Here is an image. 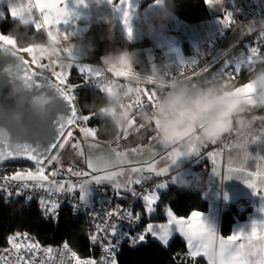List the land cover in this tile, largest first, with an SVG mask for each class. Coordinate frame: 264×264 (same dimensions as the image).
<instances>
[{"label": "snow or ice", "instance_id": "snow-or-ice-1", "mask_svg": "<svg viewBox=\"0 0 264 264\" xmlns=\"http://www.w3.org/2000/svg\"><path fill=\"white\" fill-rule=\"evenodd\" d=\"M158 4L160 0H155ZM220 0H216L219 3ZM79 3H84V0H79ZM112 4L113 0H109ZM205 3L212 6L213 0H205ZM115 6L122 9V23L125 26V31L129 37H131L132 29L129 24L130 18V4L129 0H119ZM38 9L40 19H32L31 25H34V29L37 34L43 29L47 36L57 40L58 37H62L63 41H68L66 33L62 32L59 25L66 21L68 17L69 9L66 4V0H50L48 3H41V0H35V3H28L27 8L18 9L16 6L9 5L8 14L15 19H22L24 15L31 12L32 8ZM4 17L3 16L0 18ZM221 24L225 27L232 26L235 22L232 19V15L227 13L220 19ZM264 37V32L260 34ZM16 41L7 34H0V48H7V46L15 45ZM71 45L63 46L61 54L56 59L49 60L42 49H36L33 47L18 49V52L13 53L21 60L20 79H22L27 88L35 86L41 91H46L40 83H37L36 77H44L45 84L48 88L54 89L55 93L62 97L69 106V113L67 116L60 119L57 124V135L55 141L48 146L44 151H38L26 143H5L6 132L0 130V162L5 160H20L26 159L34 163L35 171H17L10 179L12 181H19L21 184L13 192L11 187L6 185H0V193H5L6 201L13 196L19 197L28 191L32 194L27 195L26 203H30L33 199H36V193L42 192L39 196L38 206L41 209L42 216H51L55 221L57 219V209L60 206L59 195L63 194L65 200L74 201L71 203L74 209L85 207L86 194L89 191L90 186L100 188H111L114 198L123 200L127 198V195L133 197L132 203L128 207L122 205H116L115 208L106 211L102 216L95 213L94 207L88 205L92 210L89 211L90 222L94 224L96 232L90 236V241L95 244H99L102 247V256L99 261L95 259H80L77 257L76 252H71V257L75 259V264H118L115 258V248L119 241L114 239L117 237L118 228L120 234H122L128 241L130 246H134L138 243L144 242L150 236L155 240H158L163 246H167V243L173 233H178L182 236L186 242L187 247L190 250L192 257L205 256L208 258V264H264V220L257 221L253 219L251 221L250 231L241 227L233 231L227 237L219 234V232L211 224L206 223L202 219V214L198 211L191 212L190 216L185 218H178L174 215L172 209L168 207L166 209V223L155 224L149 222L139 232L134 231V227H139L141 223L142 215L150 217L156 210L159 201L170 182L179 181L180 183H191L194 179V175L190 174L188 180L183 179L177 175H170V177L163 182H157L151 189H147V194H141L135 191V186H142L149 180L155 177L166 176L174 172V167L177 161L182 157H194L196 159L201 158V148H193L189 146L187 152L184 150V145L177 142L175 138H171L167 146L171 147V150L167 152V157H161V159H167L168 163L164 167H157V162L154 158H150L144 162L143 167H132L125 169L121 167L126 161L123 159V154L112 150L107 154L95 156L86 160V169L81 171H74L72 167H69L67 171L72 176L79 177L78 181H58L55 179L59 175L58 170L45 174L46 168L54 165L59 160L58 150H63L69 140L74 138L73 131L70 130L75 127H79L81 122H88L95 118V113L80 115L76 106L75 89L78 85L69 84L68 80L71 75V71H78L83 74V81L90 82L94 85L95 90L104 94L106 91H113L112 85L116 81L109 79L106 73H111L114 77L131 78L137 84L135 88V99L130 102V105L134 108L144 107L148 108L151 105L155 107L158 102L159 93L156 90H146L139 87L142 81V75L133 72L131 63L121 61L118 66H105L103 68L94 67L87 64L76 65L75 69L73 64L75 63L74 57L70 51ZM260 49L258 47H250L246 57L241 58L235 62L234 67L225 71L222 75H216L212 78L224 80L227 85L230 79H236L241 74V69L247 71V74L253 73L257 70V64L259 67H264V57H260L257 60V54ZM21 53H26L31 57L29 62L25 56ZM64 54V55H62ZM48 60L47 63L42 61ZM35 66L40 71L33 70L32 66ZM58 69V70H57ZM202 71H206L202 70ZM46 72H50L51 76L45 75ZM200 73L193 72L192 77H187L190 80H194ZM54 81L53 82V79ZM147 82L153 83V73L147 77ZM233 93L242 95L251 108H264V98H257L256 89L249 82L245 81L240 86L232 88ZM141 95L147 97V103H144L141 99ZM129 128L136 127L135 118L129 120ZM149 126L143 124L139 125V129H143ZM67 131V135L64 133ZM79 131L85 136L95 137L96 129L90 127H79ZM124 138H127L129 131H123ZM231 136V135H229ZM7 137L8 134H7ZM154 139H157L154 137ZM258 138L251 137L249 145L257 143ZM160 144H162L159 141ZM215 145L217 142H211ZM77 144L73 147H78ZM228 148H233V144L227 145ZM137 151V149H133ZM114 153V155H113ZM218 152L209 151L207 157H211L215 162ZM241 158L247 162L249 159V146L247 155L241 156ZM118 169V170H117ZM62 171V169L60 170ZM130 173V174H129ZM148 173L149 175H143ZM132 174L138 175L135 179ZM213 176H221V172L217 168L212 170ZM236 174V178L239 179L243 176V182L252 190V192L260 198V202H264V170L260 172H248L246 167H228L225 169L222 176L223 179H229ZM120 177L125 179L120 180ZM31 181L32 183H28ZM79 193L78 198L76 193ZM107 196V193H104ZM55 197V198H53ZM143 202L142 211L135 212L133 207L135 203ZM109 202L104 200L103 203ZM260 213H264V204L259 208ZM115 217V220L113 218ZM124 225H127L125 230ZM27 238V234L16 233L13 236L8 237V241L11 244L12 249H15L17 253L23 248L26 252H32L33 249H39V244H21L16 243L17 239ZM105 241H107L105 243ZM63 248L69 250V245L64 243ZM9 251V250H5ZM47 252H51L52 249H45ZM70 251V250H69ZM219 253L217 260L212 261L211 257L214 253ZM22 264H32V261H25L24 257H20Z\"/></svg>", "mask_w": 264, "mask_h": 264}, {"label": "crops", "instance_id": "crops-1", "mask_svg": "<svg viewBox=\"0 0 264 264\" xmlns=\"http://www.w3.org/2000/svg\"><path fill=\"white\" fill-rule=\"evenodd\" d=\"M30 2L34 4L35 0H0V8L5 5L9 10L10 4L16 6L18 9L27 8ZM48 2L50 0H41V3ZM116 3H119V0H113L112 4L109 3V0H84V3H79V0H66L70 14L66 18V21L59 25V28L68 36V41L62 40V44L63 46L71 45L70 51L75 60L73 67L87 64L103 68L105 66L100 59L103 54L108 51L115 52L118 49L126 48L129 51H135L136 54V59L131 63L133 72L142 75L141 83L144 85V89L152 90L150 88L152 84L147 82V77L152 74L154 69L158 68L162 72V68L155 56V50L157 48L165 49L167 63L173 71L184 72L191 64L193 65L198 62L200 66L195 72L200 73V75L192 80L194 82L200 79L222 75L225 71L234 67L235 62L246 57L250 47H258V44L264 41V37L260 35L264 32L263 0H231V2L224 0L223 5L219 9L214 10L208 5L212 15L197 23H188L171 11L169 19L162 24L157 23L154 18L158 8L155 0L148 3H142V0H129V24L132 29L131 37L125 31V26L122 23V9L117 8L115 6ZM235 3L238 4V8L245 14H243L242 20L230 31L222 43L217 45L215 42V34L221 32L224 28L220 19L227 13L232 14ZM245 8H248L249 11ZM28 14L31 15L32 19H40L39 11L35 7ZM149 24L153 26L149 27ZM48 38L54 41L52 37L48 36ZM77 43L82 46L91 45V50L84 48L77 54L75 47ZM39 46L44 47V45ZM260 57H264V50L259 51L257 60ZM257 67L259 68V63ZM205 69L206 71H202ZM241 72L236 79H230L228 81L227 85L231 90L233 87L240 86L249 80L247 71L242 68ZM192 74L193 72L185 74L182 78H190ZM120 78L134 81L131 78ZM222 81L224 82V80ZM126 108L132 113L131 118H135L137 111L142 108L151 109L144 107L134 108L133 106ZM250 111L251 114L256 116L264 115V108H251ZM131 118L128 119L127 123ZM135 120L136 127L124 130L129 131L127 138H124V134L121 132L120 136L118 133L115 138L110 140L118 143L117 148L119 152L137 149L134 153L141 154V162L135 163L136 165L134 166L130 164V168L132 166L143 167L144 162L150 158L156 160L157 167H164L168 161L167 159H161V157L166 158L167 152L171 150V147L160 144L158 139H154L155 133L152 131L151 126L142 123L138 118H135ZM140 124L149 127L137 130ZM81 127L95 129V127L88 125ZM75 131L78 133L79 129ZM257 138L256 144L249 145V159L247 162L233 148H228L227 146L224 150H210L219 153L214 162L211 157H207V152L209 151L203 152V147L201 148V157L207 161L206 163L208 165V187L203 193V196L208 200L209 205L206 210L195 211L201 213L202 219L215 227L219 234L224 237H227L241 227L250 231L251 221L253 219L257 221L264 220V213L259 212V208L264 202H260V198L243 182V176L237 179L236 174H233V177L222 180L224 171L228 167L244 166L248 172H260L264 170V129ZM178 139L179 136L177 137ZM193 160L198 159L194 157L180 158L177 164L173 166L174 172L166 175L165 179L160 182L168 179L170 175H177L188 180V164ZM214 167L221 172V176H213L212 170ZM132 175L135 179L139 174ZM170 184H177L179 186L194 185L193 180L191 183L175 181L170 182ZM242 197L251 199L253 205L249 209L247 208L248 211L245 217L238 218L234 222L229 234H222L220 231L222 210ZM190 214L179 216L174 213L178 218L185 219ZM149 222L155 224L166 223L167 218L162 221L151 220ZM176 234L178 233H173L170 239ZM188 253L190 254L189 249ZM219 255L218 252L213 254L211 260H217ZM203 257L208 261L207 257Z\"/></svg>", "mask_w": 264, "mask_h": 264}, {"label": "clouds", "instance_id": "clouds-1", "mask_svg": "<svg viewBox=\"0 0 264 264\" xmlns=\"http://www.w3.org/2000/svg\"><path fill=\"white\" fill-rule=\"evenodd\" d=\"M172 8V0H160L155 13L157 23H163L169 19ZM3 12L0 11V17ZM32 17L24 15L17 19V24L25 27L31 25ZM152 27V24L148 25ZM12 30H10L11 33ZM62 37L56 41L45 38L43 41L45 51L49 60L56 59L61 54L63 47ZM79 54L84 48L91 50V45H75ZM10 53L18 52L15 45L7 46ZM101 62L105 66H118L121 61L132 63L136 59L135 51L118 49L115 52L108 51L101 56ZM153 83L159 90L158 102L154 108L140 109L136 117L142 123L152 127L155 137L167 145L171 138L179 136L177 142L182 143L187 152L189 146L199 148L211 142H221L231 135L233 149L238 155H247L251 137L256 132L255 125L258 120H264V116L257 117L251 114L245 99L238 93H233L231 88L222 80H207L193 82L187 77L175 80H166L162 72L157 68L152 71ZM249 82L256 89L257 98H264V67L257 68L250 74ZM130 84L113 83V91L105 94L106 104L101 112L107 116L112 129L116 133L123 132L129 128L128 119L132 113L121 106V100L127 95ZM22 79L16 80L9 85L6 96L19 100L23 108L39 120H44L49 114V109L55 101V97L45 95L43 91L39 94H30ZM6 119L14 126L22 127L24 113L11 111L7 113ZM215 254V253H214Z\"/></svg>", "mask_w": 264, "mask_h": 264}, {"label": "trees", "instance_id": "trees-1", "mask_svg": "<svg viewBox=\"0 0 264 264\" xmlns=\"http://www.w3.org/2000/svg\"><path fill=\"white\" fill-rule=\"evenodd\" d=\"M150 1L152 0H142V3ZM0 11L4 13V17L0 18V34H7L14 38L20 46L44 45L45 38L49 39L43 29L37 34L34 25L25 27L17 24L13 28L16 21L8 14L7 7L3 5ZM171 11L188 23H197L212 15L205 0H172ZM10 30H12L11 33ZM73 68L75 69V67ZM82 75L78 71H71L68 80V83L78 85L74 93L77 97L76 106L78 111L83 115L95 113L96 117L88 121L87 124L95 127L98 138L105 140L115 138L118 133L112 129L107 116L100 113L102 107L106 104L105 94L109 92L106 91L102 94L95 90L94 85L81 84ZM128 106L130 105H122V107ZM61 155L60 161L57 162L59 166L62 163L73 169L77 167V163L73 161L72 156L71 159L67 158L64 156V151ZM28 167H34V163L23 159L8 160L0 163V175L12 176L17 170ZM47 169L52 170V166L47 167ZM208 205V200L203 196L201 190L194 187V185L179 186L170 184L166 192L163 193L156 210L150 217L142 215L141 220L145 225L151 220L162 221L166 218L165 213L168 207L176 215L186 216L195 210H206ZM142 209L143 205L141 211ZM248 209L238 211L235 203L226 206L220 217L221 233L224 235L229 234L234 222L238 218L245 217ZM20 231L31 232L45 243L68 242L81 254L95 252L90 241L92 231L89 227L88 216H74L69 207H62L58 221L53 222L42 216L37 201L26 203L20 197L6 201V199L0 197V250L8 244L9 236ZM116 260L118 264H208L203 256L192 257L188 253L187 243L179 234L174 235L167 246H163L158 240L150 236L146 241L134 246L123 244L117 253Z\"/></svg>", "mask_w": 264, "mask_h": 264}, {"label": "built area", "instance_id": "built-area-1", "mask_svg": "<svg viewBox=\"0 0 264 264\" xmlns=\"http://www.w3.org/2000/svg\"><path fill=\"white\" fill-rule=\"evenodd\" d=\"M247 11H249L248 8H245ZM243 14H245L242 10H240L238 8V4L235 3L232 9V19L234 20V24L230 27H225L223 28V30L221 32H218L215 34V42L217 45L221 44L222 41L226 38V36L228 35V33L242 20L243 18ZM258 48L263 51L264 50V41H261L258 44ZM155 56L156 59L158 61V63L160 64L161 68H162V72L163 75L165 76L166 80H175L177 78H182L185 74H190L192 72H194L196 69L199 68L200 64L198 62H196L195 64H191V66L187 67L185 69V71H181V72H176L171 70V68L169 67L168 63H167V59H166V51L164 49H157L155 50ZM58 70V69H57ZM108 75L109 79H112L114 81H116L119 84H130L132 87L128 88L127 91V95L125 97L122 98L121 100V106L122 105H130V102L132 100L135 99L136 96V92H135V88L137 87L136 82L131 81V80H127V79H123L120 77H114L112 76L111 73H106ZM215 80L213 78H205V79H200L194 82H201V81H207V80ZM81 84L87 85L90 84L92 85L90 82H84L83 81V75H82V79L80 81ZM69 84H73V83H69ZM75 85V84H73ZM139 87L144 89V85L142 83L139 84ZM150 88L153 90H156L159 93V90L157 89V87L152 84L150 86ZM111 93V92H109ZM141 99L144 103H147V97L144 95H141ZM131 106V105H130ZM148 108H152L151 105L148 106ZM79 112V111H78ZM100 113L103 115V113L100 111ZM80 115H83L82 113L79 112ZM264 116V115H261ZM260 117V116H257ZM87 122H81L80 126H87ZM256 127V132L253 136L255 137H259L262 130L264 129V120H258L257 124L255 125ZM75 129H77V127H75ZM234 138L232 136H226L223 141L221 142H217V144L212 145L210 143L206 144L203 147V152L206 151H210V150H217V149H221L224 150L226 148V146L230 143H232V140ZM207 161L203 159V157H201L198 160H193L192 162H190L188 164V168H189V178H190V174L194 175V179H193V183H194V187H196L197 189L201 190L202 193L205 192V190L208 187V165L206 163ZM53 170H58L59 171V175H57L55 177L56 180L61 179L62 177L65 176V172L64 170L60 171L61 168L58 165V163L56 162L54 165H52V170H48L46 168L45 174H48L50 172H52ZM141 175V174H139ZM143 175H149L148 173H143ZM6 177H11V176H7V175H0V185H6L8 187H11L13 189V192H15V190L18 188V186L21 184V182L19 181H12L10 179H5ZM137 177V176H136ZM166 176H162V177H155L153 175V179L149 180L148 182H146V184L142 185V186H135V191L141 194H147V189H151L153 187V185L157 182L162 181L163 179H165ZM76 181V180H75ZM73 181V182H75ZM28 183H32L31 181H29ZM107 193V196L104 195V193ZM32 194L31 191L26 192L23 195H20L19 197L22 198L25 202H26V198L27 195ZM42 192H37L36 193V199H33L32 201H38L39 196L42 195ZM5 193H0V197L5 199ZM79 193H76V197L78 198ZM19 197H15L13 196L11 199H16ZM55 198V197H53ZM8 199V200H11ZM59 200L60 202V206L57 209V219L54 221L51 216H45L46 218H48L49 220H52L53 222H57L60 216V212L62 207H69L72 214L74 216H78V215H86L89 218V211H92L88 205H92L94 207V211L97 214H100L101 216L108 210H111L113 208L116 207V205H122L124 207H128L133 200V197L131 195H127L126 199L123 200H118L116 198H114L113 192L111 188H105L103 186H101L100 188L95 187V185L91 186L89 188V191L86 195L85 198V207L83 208H79V209H74L73 205L71 203H74V201H67L65 200V196L63 194L59 195ZM104 200H108L109 202L103 203ZM143 205L142 200L140 202L135 203L134 207H133V211L135 212H139L141 211V206ZM236 207L238 208V211H243L246 210L247 208L251 207L253 205V202L251 199L249 198H239L236 202H235ZM113 220H115V217L113 218ZM89 227L92 231V234H94L96 232L95 226L93 223L90 222L89 219ZM125 230H127V225H124ZM134 227V231L135 232H139L142 228L145 227V224L141 223L139 224V227ZM16 233H21V234H27V238H22L21 239H17L15 242L16 243H21V244H39L40 248L39 249H33L32 252H26L23 248L20 250L19 253L16 252L15 249H12L11 244L8 242V244L3 247L0 250V264H22V261H20V257L23 256L25 261H32V264H75V259L71 257V252L74 251L77 254V257L80 259H95L97 261H99L100 257L102 256V247L99 244H93V247L95 249V252L92 254H81L79 253L71 244H69L68 242H49V243H45L42 242V240H40V238L38 236H36L35 234L28 232V231H20V232H16ZM16 233L12 234L11 236L15 235ZM118 240L119 243L117 245V247L115 248V258H117V253L120 250V247L123 244H128L127 239L120 234V230L118 228V234L117 237L114 239L113 243H115V241ZM107 241H105L106 243ZM64 243H67L69 245V250H65L63 248ZM51 248L52 251L49 253L47 251H45V249ZM5 250H9V251H5Z\"/></svg>", "mask_w": 264, "mask_h": 264}, {"label": "water", "instance_id": "water-1", "mask_svg": "<svg viewBox=\"0 0 264 264\" xmlns=\"http://www.w3.org/2000/svg\"><path fill=\"white\" fill-rule=\"evenodd\" d=\"M18 49L21 48L18 47ZM21 55L29 60L28 54L21 53ZM32 68L35 71H40L34 65ZM20 69V58L13 53H10L6 48H0V130L6 132L9 136L7 137V134H5V143H26L38 151H44L55 141L57 124L61 118L70 114L69 106L62 97L55 93L54 89L48 88L45 84L44 77H36L35 79L37 80V83H40L43 88L47 89L46 91H43L45 95L54 96L55 101L51 105L46 119L39 120L32 116L30 112L23 108L19 100L6 96L9 85L20 79ZM45 75L51 76L49 73H45ZM52 79L53 82H55L54 78ZM26 91L30 94H39L41 89H37L33 86L32 88H27ZM11 111H21L24 113L22 127L14 126L6 119L7 113Z\"/></svg>", "mask_w": 264, "mask_h": 264}, {"label": "rangeland", "instance_id": "rangeland-1", "mask_svg": "<svg viewBox=\"0 0 264 264\" xmlns=\"http://www.w3.org/2000/svg\"><path fill=\"white\" fill-rule=\"evenodd\" d=\"M225 1L231 2V0H225ZM223 2H224V0H220L219 3H216V0H213V4L211 6L212 9L213 10L214 9H219V7H221L223 5ZM17 45H18V47H20L22 49L23 48H27V47H33V48H36V49L43 48V46H39V45H37V46H25V47L20 46L18 43H17ZM30 59H31V57H30ZM42 62L47 63L48 60H44ZM46 73L51 74L50 72H46ZM77 129H79V127H77ZM70 130L73 131V135L75 134L74 135L75 138L69 140L63 150H58L57 153H52V154H58L59 155V160L58 161H60V159H61L60 156H62L61 155L62 151H64V156H66L67 158L71 159V156H72L73 157V161L77 163V167L73 169L74 171L87 170L86 169V160L89 159V158H93L95 156H100L102 154H107V153L111 152L112 150L118 151V148H117L118 147L117 146L118 143L116 141L113 142L111 140L100 139L96 135H95V137H92V136L85 137L80 131L77 133L75 131V128H72ZM120 134H121V132L119 133V136H120ZM65 135H67V131H66ZM77 142H78L79 146L78 147H73V145L77 144ZM120 153L123 154V159L126 161V163L121 165V167H123L125 169H130V167H129L130 164H132L134 166V165H136L135 163L141 162V160H140L141 159L140 158L141 154L134 153L133 150H128V151L120 152ZM113 155H114V153H113ZM64 163H66V162H64ZM60 166L63 167V168H61V167L60 168L62 170H64L65 176L62 177L61 179H59L58 181H64V180H69V181H75L76 180V181H78L79 179H81L79 177L72 176L71 173H69L67 171V169L70 166H67L66 164H62V163H61ZM34 168H35V166L34 167H28V168H25V169H19L17 171H21V172H24V171H35ZM119 179L123 180V179H125V177H120Z\"/></svg>", "mask_w": 264, "mask_h": 264}, {"label": "bare ground", "instance_id": "bare-ground-1", "mask_svg": "<svg viewBox=\"0 0 264 264\" xmlns=\"http://www.w3.org/2000/svg\"><path fill=\"white\" fill-rule=\"evenodd\" d=\"M12 39H14V38H12ZM14 40H15V39H14ZM15 46L18 47L17 43H15ZM27 48H28V47H27ZM21 49H22V48H21ZM28 58H29V60H31L29 55H28Z\"/></svg>", "mask_w": 264, "mask_h": 264}]
</instances>
